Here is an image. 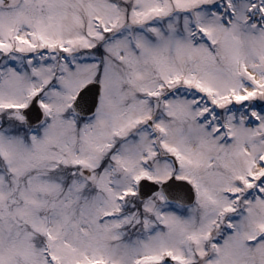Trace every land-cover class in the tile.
<instances>
[{"label": "snow or ice", "instance_id": "6c2138e0", "mask_svg": "<svg viewBox=\"0 0 264 264\" xmlns=\"http://www.w3.org/2000/svg\"><path fill=\"white\" fill-rule=\"evenodd\" d=\"M0 264H264V0H0Z\"/></svg>", "mask_w": 264, "mask_h": 264}]
</instances>
